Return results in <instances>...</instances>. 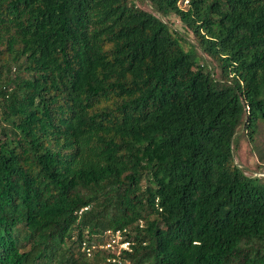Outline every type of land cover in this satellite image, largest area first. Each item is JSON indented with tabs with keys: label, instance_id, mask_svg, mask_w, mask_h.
Returning a JSON list of instances; mask_svg holds the SVG:
<instances>
[{
	"label": "trees",
	"instance_id": "trees-1",
	"mask_svg": "<svg viewBox=\"0 0 264 264\" xmlns=\"http://www.w3.org/2000/svg\"><path fill=\"white\" fill-rule=\"evenodd\" d=\"M139 1L0 0V264H264V0Z\"/></svg>",
	"mask_w": 264,
	"mask_h": 264
},
{
	"label": "rangeland",
	"instance_id": "rangeland-1",
	"mask_svg": "<svg viewBox=\"0 0 264 264\" xmlns=\"http://www.w3.org/2000/svg\"><path fill=\"white\" fill-rule=\"evenodd\" d=\"M136 4L140 7L152 11V7L148 1L142 2L136 0ZM185 7L184 5H182ZM171 27L187 34V36L194 40V36L190 33L181 21L172 16L170 20L163 19ZM209 60V59H208ZM210 62V60H209ZM211 69L214 70V64L210 62ZM215 76L220 77V72L217 69ZM239 147L234 151L235 163L249 176L261 177L264 179V124H261L258 131L254 135V140H250V135L245 129L239 130Z\"/></svg>",
	"mask_w": 264,
	"mask_h": 264
},
{
	"label": "built area",
	"instance_id": "built-area-1",
	"mask_svg": "<svg viewBox=\"0 0 264 264\" xmlns=\"http://www.w3.org/2000/svg\"><path fill=\"white\" fill-rule=\"evenodd\" d=\"M128 230L117 229L107 230L103 235L101 241L89 243L84 241L82 243V251L87 258H93L96 253L104 251L108 253L107 262L114 264H131L125 259L124 253L133 251V243L127 237Z\"/></svg>",
	"mask_w": 264,
	"mask_h": 264
}]
</instances>
